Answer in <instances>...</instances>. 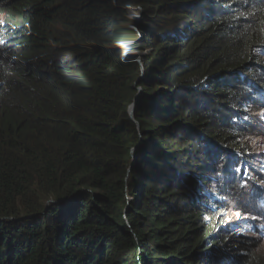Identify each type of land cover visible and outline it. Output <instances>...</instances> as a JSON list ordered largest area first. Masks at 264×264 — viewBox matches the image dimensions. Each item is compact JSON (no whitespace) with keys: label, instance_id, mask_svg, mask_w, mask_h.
I'll return each instance as SVG.
<instances>
[{"label":"trees","instance_id":"trees-1","mask_svg":"<svg viewBox=\"0 0 264 264\" xmlns=\"http://www.w3.org/2000/svg\"><path fill=\"white\" fill-rule=\"evenodd\" d=\"M0 16V264H220L232 225L207 221L244 182L219 193L191 170L256 135L264 0H0Z\"/></svg>","mask_w":264,"mask_h":264},{"label":"clouds","instance_id":"clouds-1","mask_svg":"<svg viewBox=\"0 0 264 264\" xmlns=\"http://www.w3.org/2000/svg\"><path fill=\"white\" fill-rule=\"evenodd\" d=\"M2 21H6L5 16H0V23ZM137 61L139 62L138 58ZM263 89H260L254 102V107L257 108V123L254 126L256 135L253 136V141L247 143L238 140L239 142H237L241 144V147L235 148L232 146L230 150L224 148L217 149L205 162L194 166V169H199L201 174L199 176L192 174L196 183L211 186L219 193L223 192L224 189L233 187L237 183L244 182L241 191L235 200L232 201V204L222 209V217H211L207 221V230L212 229L213 226H217L219 227L218 234L224 233L220 229L223 221L232 225V232L219 245L217 257L219 263L222 264H227L225 259H229L237 253H240V258L233 264H241V260L249 256L253 258L251 264H264V254L262 253L264 250V215H260V212L264 210V183L246 179L249 177L248 174L241 175L257 170L261 162L264 161V149L262 148L264 136H261L264 135ZM132 105L129 106V111H131ZM130 116L133 119L131 113ZM244 144L248 145L249 148L247 149ZM215 148H219V146ZM236 157H239L243 163L241 166V162H233ZM215 175L217 177L212 183L206 182V179ZM246 235H250V240L246 238ZM260 252L262 254L259 255Z\"/></svg>","mask_w":264,"mask_h":264},{"label":"bare ground","instance_id":"bare-ground-1","mask_svg":"<svg viewBox=\"0 0 264 264\" xmlns=\"http://www.w3.org/2000/svg\"><path fill=\"white\" fill-rule=\"evenodd\" d=\"M264 90V89H263ZM259 137H261V136H264V135H258ZM263 149H264V146L262 147ZM233 162H241V160H240V158L239 157H236L235 159H234V161ZM243 163L241 162V164H240V166L242 165ZM258 169V168H257ZM202 170V169H201ZM245 174H248V176H249V174H251V173H244V174H241V175H245ZM217 177V175H215L214 177H211V183L215 180V178ZM246 177V176H245ZM210 180V179H209ZM206 182H208V180H206ZM209 183V182H208ZM239 212H242V211H239ZM248 235H246V237H247ZM238 254V253H237ZM237 254H235V255H237ZM234 255V256H235ZM234 256L233 257H231V258H229L228 259V261H227V264H232V262H235L234 260H235V258H234ZM232 261V262H231ZM224 264V263H223Z\"/></svg>","mask_w":264,"mask_h":264},{"label":"rangeland","instance_id":"rangeland-1","mask_svg":"<svg viewBox=\"0 0 264 264\" xmlns=\"http://www.w3.org/2000/svg\"><path fill=\"white\" fill-rule=\"evenodd\" d=\"M257 136H258V135H257ZM263 146H264V145H263ZM191 173H192V174H196L197 176H199V175L201 174V171H200L199 169H192V170H191ZM246 238H247V239H250V235H248ZM262 253L264 254V250H263ZM262 253L260 252L259 255L262 254ZM220 264H222V263H220Z\"/></svg>","mask_w":264,"mask_h":264},{"label":"water","instance_id":"water-1","mask_svg":"<svg viewBox=\"0 0 264 264\" xmlns=\"http://www.w3.org/2000/svg\"><path fill=\"white\" fill-rule=\"evenodd\" d=\"M139 21H140V17H139ZM139 24H140V22L137 24V26H136V28H135L136 30H137ZM137 98H138V96L135 98V102H136ZM133 105H134V104H133ZM133 105H132V109H131V111H130L131 115H133Z\"/></svg>","mask_w":264,"mask_h":264}]
</instances>
